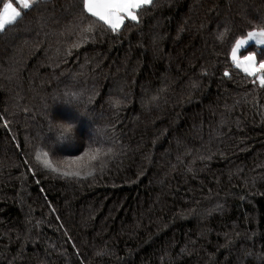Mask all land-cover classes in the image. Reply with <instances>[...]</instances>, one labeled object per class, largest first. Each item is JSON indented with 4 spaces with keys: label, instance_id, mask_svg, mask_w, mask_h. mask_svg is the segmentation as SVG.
Listing matches in <instances>:
<instances>
[{
    "label": "trees",
    "instance_id": "16d2710c",
    "mask_svg": "<svg viewBox=\"0 0 264 264\" xmlns=\"http://www.w3.org/2000/svg\"><path fill=\"white\" fill-rule=\"evenodd\" d=\"M32 3L0 33V264H264V87L231 59L264 0H152L115 32Z\"/></svg>",
    "mask_w": 264,
    "mask_h": 264
},
{
    "label": "snow or ice",
    "instance_id": "6c2138e0",
    "mask_svg": "<svg viewBox=\"0 0 264 264\" xmlns=\"http://www.w3.org/2000/svg\"><path fill=\"white\" fill-rule=\"evenodd\" d=\"M16 2L25 9L35 6L32 0H16ZM151 4L152 0H82L83 11L97 21L103 22L114 32L124 23L125 19L138 22L137 10ZM21 18V11L14 7L13 0H7L0 8V33L6 31L8 26L17 24ZM223 35L221 33V38H223ZM249 41H254L255 44L264 46V26L258 25L248 31L246 36L241 33L240 38L235 39V45L231 48V59L237 68L242 69L248 75H255V73L259 72V83L261 87H264V55L258 59L254 48H249L247 55H243L242 59L237 55L241 46ZM262 53H264V48H262ZM225 75H228V73L225 72ZM59 127L61 129L59 138L62 140L70 139V134L73 132L72 127L64 124ZM108 151L110 152L111 149H108ZM101 154V149L89 146V149L84 153V157H88L89 160H96ZM44 156L46 157L47 153H44ZM84 157H78L77 159L83 160ZM37 159H40L39 154ZM43 163L45 167H51L53 171H61L53 167L50 161L45 160ZM91 171L89 170L87 174L90 175ZM62 174L65 176H81L79 170L63 171Z\"/></svg>",
    "mask_w": 264,
    "mask_h": 264
},
{
    "label": "clouds",
    "instance_id": "9594fccd",
    "mask_svg": "<svg viewBox=\"0 0 264 264\" xmlns=\"http://www.w3.org/2000/svg\"><path fill=\"white\" fill-rule=\"evenodd\" d=\"M64 125H66V126H71L72 127V130H73V132L72 133H74L75 132V124H73V123H69V122H62Z\"/></svg>",
    "mask_w": 264,
    "mask_h": 264
},
{
    "label": "rangeland",
    "instance_id": "374dc122",
    "mask_svg": "<svg viewBox=\"0 0 264 264\" xmlns=\"http://www.w3.org/2000/svg\"><path fill=\"white\" fill-rule=\"evenodd\" d=\"M109 28V27H108ZM112 30V29H111ZM241 50V49H240ZM239 50V51H240ZM239 51H238V56H239ZM243 57V56H242ZM242 57H241V59H242ZM257 67H258V62H257ZM240 70H242V69H240ZM243 71V70H242ZM258 74H255V75H257V77H258V79H259V76H260V73L259 72H257ZM255 75H251V76H255Z\"/></svg>",
    "mask_w": 264,
    "mask_h": 264
},
{
    "label": "crops",
    "instance_id": "0c3cea01",
    "mask_svg": "<svg viewBox=\"0 0 264 264\" xmlns=\"http://www.w3.org/2000/svg\"><path fill=\"white\" fill-rule=\"evenodd\" d=\"M147 6H148V5H147ZM144 7H146V6H144ZM142 8H143V7H142ZM127 20H130V19H125V21H127ZM125 21H124V22H125ZM123 24H124V23H123ZM123 24H122L120 27H122ZM120 27H119V28H120ZM119 28H118V29H119ZM245 44H246V43H245ZM245 44H244V45H245ZM244 45H242L241 47H243ZM239 52H240V51H239Z\"/></svg>",
    "mask_w": 264,
    "mask_h": 264
},
{
    "label": "built area",
    "instance_id": "2783aa9c",
    "mask_svg": "<svg viewBox=\"0 0 264 264\" xmlns=\"http://www.w3.org/2000/svg\"><path fill=\"white\" fill-rule=\"evenodd\" d=\"M252 43H253L255 46H257V47H263L262 45H257V44H255L254 41H252ZM255 74H256V73H255Z\"/></svg>",
    "mask_w": 264,
    "mask_h": 264
}]
</instances>
